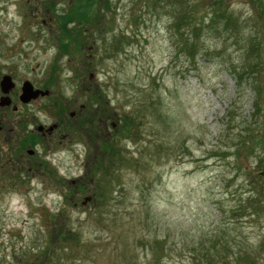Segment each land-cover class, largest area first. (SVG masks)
I'll return each instance as SVG.
<instances>
[{"label":"rangeland","instance_id":"1","mask_svg":"<svg viewBox=\"0 0 264 264\" xmlns=\"http://www.w3.org/2000/svg\"><path fill=\"white\" fill-rule=\"evenodd\" d=\"M2 74L0 264H264V0H0Z\"/></svg>","mask_w":264,"mask_h":264},{"label":"flooded vegetation","instance_id":"2","mask_svg":"<svg viewBox=\"0 0 264 264\" xmlns=\"http://www.w3.org/2000/svg\"><path fill=\"white\" fill-rule=\"evenodd\" d=\"M8 76V77H4ZM9 78V82H8ZM25 82H28L31 86V91L39 90L34 98H29L26 100L22 96V87L25 84ZM49 92L47 90H44L41 86H35L34 83L29 81L27 78H23L20 82H18L15 77H12L10 74H2L0 76V134L6 130L5 126L2 124V120L4 119V116L6 117L7 114L14 113L19 114L18 119H14V121H18L15 123L21 124L22 119L25 118L24 113V107L33 104L34 102H37L39 99H42L44 97H47ZM39 106V105H38ZM82 107H79V110H81ZM73 115L70 114L69 116ZM6 119V118H5ZM13 121V122H14ZM10 122L9 120H5V123ZM12 123V120H11ZM58 123L53 122L52 124L45 126V125H39L34 124V126L28 130L29 136L32 140L30 142L33 143V147L37 146L43 138L45 139H52L54 136L55 131L58 130ZM24 137V138H23ZM23 141L26 142V144L29 143L25 139V136L23 135ZM28 137V139H29ZM30 140V139H29ZM28 154H33L34 149H27L26 151ZM0 161H6L4 162V165L8 164L10 159L4 154V160Z\"/></svg>","mask_w":264,"mask_h":264},{"label":"trees","instance_id":"3","mask_svg":"<svg viewBox=\"0 0 264 264\" xmlns=\"http://www.w3.org/2000/svg\"><path fill=\"white\" fill-rule=\"evenodd\" d=\"M182 6V5H180ZM67 16H71V14L67 13ZM221 14L219 12L213 13L211 15V24H216V22L221 18L220 16ZM179 20V21H178ZM176 20L178 23L180 22V19ZM181 21H183V19H181ZM185 22V21H184ZM209 27H211V25H208ZM174 27L178 28V24L174 23ZM194 29H190V33L194 32ZM195 36V35H193ZM188 38V37H187ZM183 46H186L189 49V46H193V40L190 41V43H188V39H186V42L184 43ZM184 47L182 46H177V48H175L176 53H179L182 51ZM249 54V52L247 51V55ZM192 57V54H191ZM253 65H255L252 61L249 60V56L247 58H245L242 62H240L237 65H234L231 67V69H233L234 71V78H235V85L237 87L241 86L243 83H247L251 88L252 92H253V103H252V107L254 111H259V107H258V100L260 97V86H259V78L255 76L254 71H252L253 69ZM236 71V72H235ZM243 76V77H242ZM229 113L230 111L227 110L226 114H227V119L229 118ZM255 117H258V113L255 114ZM248 132V131H246ZM108 147V145H107ZM109 149V147H108ZM60 233V231H59Z\"/></svg>","mask_w":264,"mask_h":264},{"label":"water","instance_id":"4","mask_svg":"<svg viewBox=\"0 0 264 264\" xmlns=\"http://www.w3.org/2000/svg\"><path fill=\"white\" fill-rule=\"evenodd\" d=\"M4 77H8V76H4ZM8 82H9V78H8ZM31 89V86L28 82H25V84L23 85L22 87V96L24 98L29 99V98H34L37 94V92L39 90H35L34 92L30 90Z\"/></svg>","mask_w":264,"mask_h":264}]
</instances>
